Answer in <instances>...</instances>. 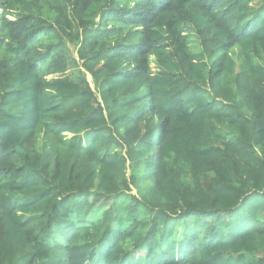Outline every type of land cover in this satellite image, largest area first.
I'll list each match as a JSON object with an SVG mask.
<instances>
[{
	"label": "trees",
	"instance_id": "trees-1",
	"mask_svg": "<svg viewBox=\"0 0 264 264\" xmlns=\"http://www.w3.org/2000/svg\"><path fill=\"white\" fill-rule=\"evenodd\" d=\"M0 264H264V0H0Z\"/></svg>",
	"mask_w": 264,
	"mask_h": 264
},
{
	"label": "rangeland",
	"instance_id": "rangeland-1",
	"mask_svg": "<svg viewBox=\"0 0 264 264\" xmlns=\"http://www.w3.org/2000/svg\"><path fill=\"white\" fill-rule=\"evenodd\" d=\"M69 47H70V50H71L72 54L75 55L76 54V50H77V46L75 44H70ZM155 66L156 65L153 63L152 64L153 70L156 69Z\"/></svg>",
	"mask_w": 264,
	"mask_h": 264
}]
</instances>
